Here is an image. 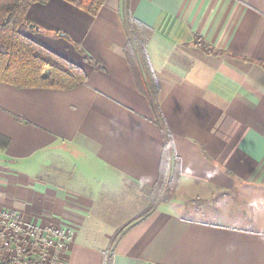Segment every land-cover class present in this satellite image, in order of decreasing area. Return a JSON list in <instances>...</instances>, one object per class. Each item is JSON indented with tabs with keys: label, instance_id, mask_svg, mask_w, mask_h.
Here are the masks:
<instances>
[{
	"label": "crops",
	"instance_id": "obj_1",
	"mask_svg": "<svg viewBox=\"0 0 264 264\" xmlns=\"http://www.w3.org/2000/svg\"><path fill=\"white\" fill-rule=\"evenodd\" d=\"M124 2L105 0L96 16L63 0L29 7L32 39L87 79L0 82V210L62 231L64 264H104L115 234L111 264H264V211L245 216L222 200L264 184V0H127L153 30L146 51L180 163L175 196L144 218L164 142L123 51Z\"/></svg>",
	"mask_w": 264,
	"mask_h": 264
},
{
	"label": "trees",
	"instance_id": "obj_2",
	"mask_svg": "<svg viewBox=\"0 0 264 264\" xmlns=\"http://www.w3.org/2000/svg\"><path fill=\"white\" fill-rule=\"evenodd\" d=\"M48 1L0 0V82L17 88L71 89L86 81L87 75L81 66L35 41L23 31L28 26L26 14L29 7L34 3L45 4ZM63 1L91 16H96L105 0ZM121 15L127 35L124 54L137 89L146 96L152 108L164 142L158 178L146 191L148 206L146 212L141 215L144 218L160 203H167L174 197L180 178V163L174 152L171 134L160 112L158 82L146 51L153 30L131 15L127 0ZM193 43L207 53H216L199 35H194ZM83 57L91 61L85 53ZM7 144L8 139L0 135V147ZM116 239L117 234L111 243ZM111 245L104 252V264H111Z\"/></svg>",
	"mask_w": 264,
	"mask_h": 264
},
{
	"label": "built area",
	"instance_id": "obj_3",
	"mask_svg": "<svg viewBox=\"0 0 264 264\" xmlns=\"http://www.w3.org/2000/svg\"><path fill=\"white\" fill-rule=\"evenodd\" d=\"M62 231L24 225L11 211L0 210V264H64Z\"/></svg>",
	"mask_w": 264,
	"mask_h": 264
},
{
	"label": "rangeland",
	"instance_id": "obj_4",
	"mask_svg": "<svg viewBox=\"0 0 264 264\" xmlns=\"http://www.w3.org/2000/svg\"><path fill=\"white\" fill-rule=\"evenodd\" d=\"M23 31L28 35L30 36L31 38H33L34 36L38 35L39 33L36 32V31H33L30 29V25L26 26ZM60 32H58L59 34ZM77 160V159H76ZM178 185V184H177ZM238 190H241V192H243V194H241ZM235 192V196L237 195L238 198H235L233 196H231L230 194L234 191H230L228 192V195L227 197L223 198L222 200L224 201V204L226 205H233L234 206V203H238L240 202V204H242L243 208H242V214H244L245 216L250 214L251 212V209L252 211L255 213L257 210V212L259 213L260 211H264V184H257V186H254L252 188H246V189H239ZM176 191H177V187H176V190H175V193H174V196L176 194ZM241 195L239 196L238 193ZM125 195V192L124 191H119L117 192L116 191V196H115V205L117 204H126L127 201L126 200V197L124 196ZM185 193H180V196H179V199H185V200H182L184 203L186 202H189V201H186V198H182L183 197H186L184 195ZM146 195H147V192H146ZM234 195V194H233ZM241 197V198H240ZM146 199H147V196H146ZM240 200V201H239ZM190 201L192 202H196V203H202L204 202L205 200L203 199H197V200H194V198L190 199ZM139 202V201H138ZM195 203V204H196ZM131 205L129 206H126L125 208L123 207V209L121 208V210L124 212L120 215V217L122 216H125L128 212L130 211H133L135 210L136 208L133 207L135 206L134 203H130ZM239 204V203H238ZM146 205L148 206V199L146 201ZM118 207V206H117ZM116 207V209H117ZM119 209V208H118ZM119 218L118 215H116V219Z\"/></svg>",
	"mask_w": 264,
	"mask_h": 264
}]
</instances>
